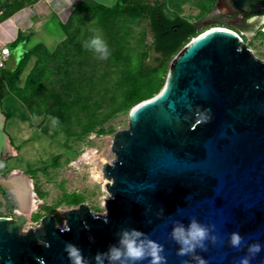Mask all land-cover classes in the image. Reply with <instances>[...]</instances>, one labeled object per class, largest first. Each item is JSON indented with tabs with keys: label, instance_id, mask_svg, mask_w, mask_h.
Instances as JSON below:
<instances>
[{
	"label": "water",
	"instance_id": "95a60500",
	"mask_svg": "<svg viewBox=\"0 0 264 264\" xmlns=\"http://www.w3.org/2000/svg\"><path fill=\"white\" fill-rule=\"evenodd\" d=\"M218 1L230 15L264 9V0ZM128 121L103 168L106 210L83 202L66 210L63 225L50 214L29 229L24 210L0 216V264H70L65 242L92 260L116 243L121 228L132 227L164 245L167 264H181L191 258L176 255L171 220L187 225L191 216L215 223L224 239L197 250L207 264H234L245 255L229 246L233 231L264 246V58L241 33L214 26L194 37L171 62L162 91L137 104ZM6 123L0 101V171L13 146ZM16 173L0 181L9 184ZM8 194L14 197L10 187ZM262 262L264 247L251 264Z\"/></svg>",
	"mask_w": 264,
	"mask_h": 264
},
{
	"label": "trees",
	"instance_id": "16d2710c",
	"mask_svg": "<svg viewBox=\"0 0 264 264\" xmlns=\"http://www.w3.org/2000/svg\"><path fill=\"white\" fill-rule=\"evenodd\" d=\"M36 1L0 0L6 8L0 21ZM185 1L78 2L61 24L65 37L55 48L36 44L25 51L15 70L1 69L0 94L13 93L35 118H53L69 139L114 131L112 124H106L160 93L175 56L203 32L198 22L183 14ZM216 2L199 0V16L211 12ZM148 31L152 32L151 42ZM94 35L106 41L107 59L84 47ZM11 117L13 113H7ZM61 155L55 162H60ZM84 201V196H73L65 202Z\"/></svg>",
	"mask_w": 264,
	"mask_h": 264
},
{
	"label": "rangeland",
	"instance_id": "374dc122",
	"mask_svg": "<svg viewBox=\"0 0 264 264\" xmlns=\"http://www.w3.org/2000/svg\"><path fill=\"white\" fill-rule=\"evenodd\" d=\"M98 1L111 5L117 0ZM219 2L220 1L217 0L212 12L200 17L201 7L198 4L199 0H186L183 3V14L191 17L193 21L198 22L202 31L214 26H225V24L217 20L220 18V14L223 13ZM50 18L52 21L55 20L53 14ZM236 20L237 19H234L235 22ZM142 25L143 23L137 28V31L140 30ZM237 25L239 27L238 31L248 41L256 55L264 58V20L257 22L254 27L245 26L243 24ZM237 29L238 28L235 30ZM61 30L63 29L60 28V30H57V34H55L53 32L54 29L51 31V29L48 28L46 29V34H42V38L41 35L38 36L39 34H35L31 38L29 45L26 46L32 48L38 42L42 41L54 47L59 37L58 34L64 33ZM148 34V39L151 42L153 40L152 32L148 31ZM10 47L12 49V55L7 58L6 64L9 70H13L27 48H23L22 44L16 46L13 43H10ZM15 61L16 66L14 63ZM153 61L155 62L156 58H154ZM18 103L19 111L25 113L26 110L24 105H22L23 103L21 101ZM128 117L129 113L123 114L106 124L107 126L112 124L115 128L114 131H108L106 134L101 135L94 132L83 139H69L65 132L57 127L55 120L51 117L47 118L45 121L40 117L35 118L33 122L31 121L28 125L29 130H25L24 136L21 135L18 139L20 140L17 142L19 148L12 145L9 147L3 159V165L0 171V175L4 180L8 179L12 171L18 173L16 176H13L14 178H11L13 181L11 179L9 180V187L11 190H13L15 186L19 188V185H17V183H19L22 185H20L21 190H33V192H35L34 196L38 200V206L29 214V221L25 225L26 229L36 227L40 224L44 216L50 214H54L57 222L63 225L65 223V217L63 215L66 210L72 206L78 205L66 203L68 198L73 196H84L86 200L84 202H87L97 212H104L106 210L107 206L104 198L110 196V191L106 187V182L110 180L107 176L104 178L108 180H94L91 176V167L94 165V162H91V160L84 156L90 152L96 153L95 155H97V157L102 156L107 160V163L111 162V159L114 158L112 140L119 130L128 126ZM8 123L9 121L7 119L6 124ZM22 129L24 128H21L20 131ZM67 141H69V144ZM58 154H62L59 163L57 161L55 162V157ZM55 164L59 166H54ZM20 169L22 171H20ZM18 175H20V178ZM30 183H32V186L29 185ZM0 208L1 211L5 210L2 208L1 199ZM17 210L21 212L22 209L20 210L17 208ZM36 214H40L41 217ZM38 216L39 219L35 220Z\"/></svg>",
	"mask_w": 264,
	"mask_h": 264
},
{
	"label": "clouds",
	"instance_id": "9594fccd",
	"mask_svg": "<svg viewBox=\"0 0 264 264\" xmlns=\"http://www.w3.org/2000/svg\"><path fill=\"white\" fill-rule=\"evenodd\" d=\"M84 47L101 59H107L109 56L108 45L101 35L92 36L85 41ZM188 221L185 225L182 220H171L169 236L179 245L176 255L191 258L181 260V264H192V261H195V264H207V260L199 255L197 250L207 252L209 244L222 246L224 239L219 235L215 223H202L195 216L189 217ZM104 222L108 223L107 215ZM84 226L86 229L90 227L88 224ZM61 231H70V228L65 227ZM116 235V243L109 244L106 251L96 252L92 260L86 258L82 249L72 242H65L64 251L70 264H92L93 260L95 264H140L143 261H147V264H167L164 245L143 231L134 227L121 228ZM89 239L92 240L93 237L90 236ZM228 244L237 251L246 250L245 255L234 260V264H251L264 247L259 242L248 243L238 231L228 234Z\"/></svg>",
	"mask_w": 264,
	"mask_h": 264
},
{
	"label": "crops",
	"instance_id": "0c3cea01",
	"mask_svg": "<svg viewBox=\"0 0 264 264\" xmlns=\"http://www.w3.org/2000/svg\"><path fill=\"white\" fill-rule=\"evenodd\" d=\"M80 1L82 0H38L34 4L27 5L22 9L16 11L15 13H13L11 16L7 17L6 19L1 20L0 50L6 46L10 47V43L15 44L16 46H20L22 44L23 48H27L26 50L31 49L26 46L29 45L31 38L35 34H39L38 36L41 35L42 38V34H46V29L48 28H50L51 31L52 29H54L53 32L57 34V30H60V28L62 29L61 24L69 19L72 11L75 8V5ZM52 14L53 17L55 18V20L53 21L50 18ZM58 35L59 37L57 36L58 38L56 40L54 47H51L50 45L42 41L38 42L37 44L43 43L53 49L65 37V33L63 34L61 33ZM11 55H12V49L9 57H11ZM19 62L20 60L18 61L17 66H16V61L14 62L16 66L15 69L18 67ZM5 69H8L7 64ZM1 71L2 70L0 69V72ZM0 101L6 116L7 113H13V117H11L10 119L7 118L9 123L6 124V129L7 131H9L8 133L10 134V140L13 146L19 148L17 146V142L20 140L18 139L21 137V135L24 136L25 130L26 131L29 130L28 125L31 123V121L32 122L34 121L35 117L29 114L24 103L13 93H10L3 97L0 94ZM20 101L23 103L22 105H24V108L26 110L25 113L19 111L20 109L17 104H19L18 102ZM40 118L43 119V117ZM21 128L24 129L20 131ZM20 171L22 170L20 169ZM16 201L18 202L19 209H21L20 207L22 206L20 205L21 202L19 201V199H16Z\"/></svg>",
	"mask_w": 264,
	"mask_h": 264
},
{
	"label": "flooded vegetation",
	"instance_id": "af4514ba",
	"mask_svg": "<svg viewBox=\"0 0 264 264\" xmlns=\"http://www.w3.org/2000/svg\"><path fill=\"white\" fill-rule=\"evenodd\" d=\"M234 19H237L236 22L234 21ZM217 20L225 24L224 27L228 26L229 28L234 30L238 28L237 29L238 31L239 27L237 24H243L245 26L254 27L257 22L264 20V9L259 14H251V15H247L242 12H237L234 15L221 13L220 18ZM8 191H9V184L0 181V199L2 202V208L6 210V211L5 210L1 211L0 208V212H1L0 216H13V211H16L18 208V202L14 197L9 196Z\"/></svg>",
	"mask_w": 264,
	"mask_h": 264
},
{
	"label": "bare ground",
	"instance_id": "6f19581e",
	"mask_svg": "<svg viewBox=\"0 0 264 264\" xmlns=\"http://www.w3.org/2000/svg\"><path fill=\"white\" fill-rule=\"evenodd\" d=\"M96 153H89L86 154V156H84L85 158L91 160V162H94V165L91 167V176L94 180H103L105 179L104 177H106L104 175V164L106 163V159L102 156H98L95 155ZM112 160V159H111ZM15 172V171H14ZM18 173H16L14 176H16ZM20 178V175H18ZM14 178V177H13ZM16 179V177H15ZM13 181V179H11ZM108 180V179H105ZM17 185H19L17 188L16 186L14 187L12 191V194L14 196V198L19 199L21 201V209L24 210L27 214H30L31 212H33V210H35L38 206V200L37 198L34 196L33 190H21L19 183H17ZM30 186H32V183L29 184ZM22 186V185H21ZM106 201V200H105Z\"/></svg>",
	"mask_w": 264,
	"mask_h": 264
},
{
	"label": "built area",
	"instance_id": "2783aa9c",
	"mask_svg": "<svg viewBox=\"0 0 264 264\" xmlns=\"http://www.w3.org/2000/svg\"><path fill=\"white\" fill-rule=\"evenodd\" d=\"M6 8L0 3V18L4 14ZM11 54V48L9 46L3 47L0 50V69L6 67V60ZM98 152V151H97Z\"/></svg>",
	"mask_w": 264,
	"mask_h": 264
}]
</instances>
